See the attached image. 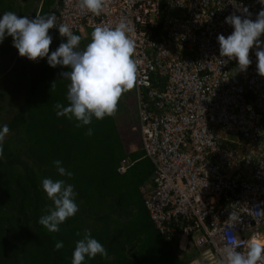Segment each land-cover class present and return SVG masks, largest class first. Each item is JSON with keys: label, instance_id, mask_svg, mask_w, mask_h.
Returning <instances> with one entry per match:
<instances>
[{"label": "built area", "instance_id": "built-area-1", "mask_svg": "<svg viewBox=\"0 0 264 264\" xmlns=\"http://www.w3.org/2000/svg\"><path fill=\"white\" fill-rule=\"evenodd\" d=\"M164 5V7H162ZM256 19L258 0H106L100 15L59 0L57 24L84 34L125 20L135 41L140 144L153 166L141 186L151 221L180 248L220 264L231 211L238 251L264 236V77L252 64L220 56L218 36L234 28L226 17ZM57 39L61 37L54 27ZM261 41H264L263 35ZM241 141H230L226 136ZM133 164L123 159L124 173Z\"/></svg>", "mask_w": 264, "mask_h": 264}, {"label": "trees", "instance_id": "trees-1", "mask_svg": "<svg viewBox=\"0 0 264 264\" xmlns=\"http://www.w3.org/2000/svg\"><path fill=\"white\" fill-rule=\"evenodd\" d=\"M21 2L0 0V16L8 11L26 16L32 6V17L53 13L57 0ZM66 41L53 39L49 54ZM89 42L90 37L81 38L79 48ZM65 71L66 67L50 66L46 57L31 61L18 55L13 70L0 81V113L6 108L4 97L15 99L22 84L26 86L24 100L5 123L9 133L0 156V264H71L85 229L108 257H86L82 264H188L196 259L201 251L190 245V253L180 251L173 236L163 235L151 221L141 186L151 179L153 166L142 149L126 151L114 115L93 118L79 128L74 118L56 115V103L68 104L70 81L61 76ZM21 75L27 79L21 80ZM89 128L91 136L86 134ZM125 158L134 163L121 174L118 167ZM56 160L73 173L71 178L58 173ZM45 178L73 185L79 209L55 233L39 223L53 206L42 189ZM58 241L64 247L56 251Z\"/></svg>", "mask_w": 264, "mask_h": 264}, {"label": "clouds", "instance_id": "clouds-1", "mask_svg": "<svg viewBox=\"0 0 264 264\" xmlns=\"http://www.w3.org/2000/svg\"><path fill=\"white\" fill-rule=\"evenodd\" d=\"M264 5V0H258ZM106 0H78V7L95 15H100ZM246 18L235 13L226 17V23L233 26L234 31L225 37L218 36L220 56L229 60L238 61L241 71H246L252 64L250 50L255 46L257 58V72L264 77V9L251 18V13L244 8ZM57 15L20 16L8 11L0 16V43L6 36L13 38V46L18 49L21 57L31 61L47 58L52 67H66L68 71L62 72V78L70 81L67 89L65 106L56 103L54 109L58 117L67 116L75 119L76 127L90 125L93 118L103 120L112 116L117 110L120 97L124 92L134 88L137 81V61L133 58L136 51L135 41L129 36L131 29L125 20H121L114 27L111 25L96 26L90 34V42L80 49L81 36L73 34L70 27L64 23L57 24ZM57 27L61 37H66V42H61L59 47L49 54L53 37L49 30ZM55 87V81L52 88ZM51 88V89H52ZM9 133L7 124L0 128V156L3 155L2 143ZM87 135H93L89 128ZM61 176L71 178L73 173L62 166V161L53 162ZM42 189L47 197L52 200L53 206L48 209V214L39 219V223L49 232L60 231V225L78 212L75 202L76 193L71 184L65 180H42ZM238 220L236 212L231 211L229 219L225 221L223 239L224 246L219 249L220 264H264V242L252 237L245 251H238V245L231 232L234 222ZM81 236L80 232L76 233ZM64 247L63 242L55 243L54 250L59 251ZM100 255L108 257L105 247L92 237L90 230L85 229L81 239L76 241L72 253L71 264H82L85 258H95Z\"/></svg>", "mask_w": 264, "mask_h": 264}, {"label": "crops", "instance_id": "crops-1", "mask_svg": "<svg viewBox=\"0 0 264 264\" xmlns=\"http://www.w3.org/2000/svg\"><path fill=\"white\" fill-rule=\"evenodd\" d=\"M17 1H19L21 4H23L21 2V0H17ZM36 6H37V3H36ZM33 9H34V7L32 6V8L27 11L26 16H29L31 18ZM87 31L84 34L79 33L81 38L85 39L86 41H87V38L90 37V35H88ZM49 35L52 36L54 40L57 39V37L55 35V31L53 29L49 30ZM57 40H59V39H57ZM18 55H19L18 49H16L13 46V38L10 36H6L4 41L2 43H0V81L2 80L3 75H5V76L9 75L11 70H13V66L16 62ZM19 78L21 80L27 79V77L24 78L22 75ZM135 92H136L135 87L129 91V93H134V94H135ZM12 93H14V92H12ZM25 94H26L25 83H23L22 86L20 87V92L16 95L15 99L12 96H10L9 94H7L6 97L8 98L9 104H7L4 112H12V115H13L16 112L18 106L24 100ZM12 115H11V117H12ZM137 130L138 129L135 126H133L131 128H130V126H124V130H123L124 133H128L129 131H131V134L129 136L125 137L124 133L122 134V136L120 133L123 144H124L125 149L128 153L136 152L141 148L139 135L137 134V137H136L138 139L135 140L133 138V133H137ZM119 132H120V129H119ZM228 137H231V136H228ZM236 140H239V138H237ZM127 141H129V143H127ZM137 141H139L138 142L139 145L137 144Z\"/></svg>", "mask_w": 264, "mask_h": 264}, {"label": "rangeland", "instance_id": "rangeland-1", "mask_svg": "<svg viewBox=\"0 0 264 264\" xmlns=\"http://www.w3.org/2000/svg\"><path fill=\"white\" fill-rule=\"evenodd\" d=\"M29 5H30V3H29ZM92 31H93L92 29H89L87 31V33L90 35ZM135 90H136V87H135ZM3 103L5 105L4 107H6L7 104H9L7 97H4ZM11 115H12V112H4L3 111L2 113H0V123H4V124L7 123L10 120ZM114 117L116 120V124H117L118 128L120 129L121 136L124 133V131H123L124 126H130V128L135 126L138 130H137V133H133V138L135 140L138 139V138H136L137 134L140 137L138 114H137L136 92L134 94V93H129V91H127V92H124L122 94V96L120 97L118 106H117V110L114 114ZM130 134H131V131H129L128 133H124V136L127 137ZM7 135H6V137H7ZM138 142L139 141H137V144H138ZM127 143H129V141H127ZM140 146H141V144H140ZM140 149H142V148H140ZM152 176H151V179H152ZM151 179L147 180L145 183L150 182ZM177 247L182 252H189L190 253V250L188 251V247L186 250L180 249L179 245H177ZM196 250H199V249L196 248ZM199 251H201V250H199ZM188 264H215V263H213L211 260H209V257L207 255L202 254V251H201V253L198 256H196V259L188 261Z\"/></svg>", "mask_w": 264, "mask_h": 264}, {"label": "bare ground", "instance_id": "bare-ground-1", "mask_svg": "<svg viewBox=\"0 0 264 264\" xmlns=\"http://www.w3.org/2000/svg\"><path fill=\"white\" fill-rule=\"evenodd\" d=\"M59 2V0H57V2L54 4V6H53V8H52V10L54 9V7H55V5L57 4ZM163 7H164V5H163ZM53 30H54V28H52ZM77 34H79V33H77ZM64 39H67V38H64ZM263 39H264V35H263ZM59 40H62V39H59ZM231 137H228V135L226 136V139L227 140H230V141H235L238 137L237 136H232V135H230ZM233 138V139H232ZM239 141H241L240 139H239ZM129 159V158H128ZM131 161V160H130ZM131 162H133V161H131ZM134 163V162H133ZM133 165V164H132ZM131 165V166H132ZM121 174H124V173H121ZM145 184V183H144ZM143 184V185H144ZM142 185V186H143ZM258 241H261V242H264V236H261L260 238H259V240ZM178 242V241H177ZM178 245H179V242H178ZM189 245H187L186 246V248L185 249H182V250H186L187 249V247H188ZM179 247H180V245H179ZM181 249V248H180ZM214 263V262H213ZM215 264H217V263H215Z\"/></svg>", "mask_w": 264, "mask_h": 264}]
</instances>
